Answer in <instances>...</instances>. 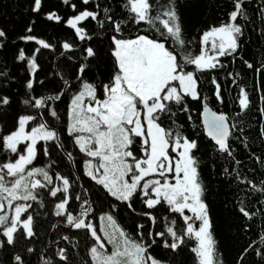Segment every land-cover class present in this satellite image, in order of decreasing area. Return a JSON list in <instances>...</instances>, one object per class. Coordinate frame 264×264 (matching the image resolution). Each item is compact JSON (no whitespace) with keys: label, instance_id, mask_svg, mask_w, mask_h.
<instances>
[{"label":"trees","instance_id":"obj_1","mask_svg":"<svg viewBox=\"0 0 264 264\" xmlns=\"http://www.w3.org/2000/svg\"><path fill=\"white\" fill-rule=\"evenodd\" d=\"M152 2L157 8L167 4V0ZM126 3L127 0H90L85 5L82 0H69L68 4L63 0H41V10L34 12V0H0V30L5 32V37L0 38V73L4 74L0 75V98L10 100L8 105L0 104V163L10 162L14 157L3 148L2 137L17 129L20 116L33 115L37 119L32 122L47 123L51 130L59 133V143L66 155L72 154L75 167L73 169L66 164V155L61 159L62 155L53 148L55 142L46 144L47 156L41 149L42 143L38 142V154L33 163L43 166L53 176V184L49 188H62V182L55 179L56 173L68 179L70 173L69 191L51 197L47 189L39 190L38 200L31 201V208L24 214L26 217L32 212L35 236L25 238L20 232L16 234V242L8 245L6 237L0 234V243H3V247H0V264H16V255L21 256L23 264H44L45 260H50L51 264H93L90 248L94 246V239L90 232L73 229V226L67 225L65 217L55 215V205L65 195L69 197L68 211L73 215L80 214L82 204L84 208H90L85 222L90 221L96 231L99 230V217L109 212L128 237L143 243L147 249L145 256L150 255L164 264H199V258L192 251L197 245L194 237L185 236L184 243L176 250L164 247L165 241L173 242L167 234V227H174L178 235H182L186 229L180 214L171 212L163 202L148 209L144 203L146 198L139 194L132 198L131 208L128 203L117 201L103 186L86 175L83 156L74 138L67 134L68 105L81 83H92L102 94V85L109 84L118 71L112 55L113 37L130 39L145 35L163 40L148 24L134 23L133 14L125 7ZM73 4L75 10L71 6ZM176 5L181 17L183 38L188 42L186 51L193 55L200 51L201 34L212 26L228 22L229 14L234 10V0H176ZM105 8L109 9L107 13ZM85 9L97 12L98 18L97 21H84L79 25L85 27L86 34L91 37L81 41L66 21ZM155 11L154 8L153 14ZM49 13H56L62 20L49 21L46 19ZM244 13L245 16L236 21L243 29L237 53L220 57L223 67L196 73L202 99L186 98L187 112L180 110L182 106H173L176 115H162L158 121L174 135L179 132L197 143L192 154L198 161L200 182L204 187L203 200L208 208L211 231L216 241V256L221 264H264V257L256 254L257 249L264 253V240L261 239L264 237V134L261 131L264 129V115L260 111L264 108V0H245ZM109 16L111 21L121 24L119 33L107 19ZM100 21H103V26ZM29 27L32 28L31 32L27 31ZM28 35L51 45L36 53L38 70L35 74L28 68L27 60H18L21 49L26 57H31L34 50L40 47L34 41L21 39ZM65 42L72 45L71 50L63 48ZM163 42L166 47L180 51L171 38ZM88 47L94 50L93 57H87ZM245 61L253 67H247ZM82 65L85 72L80 77L79 68ZM185 71H195L194 66L186 65ZM213 77L221 86L222 103L214 94ZM29 79L34 82L33 90L26 88ZM240 88L247 91L251 102L243 112L238 103ZM57 95H60V99L48 101L50 107L47 110L35 109L23 103L25 99L33 97ZM204 104L218 114H226L229 124L235 125L228 140L231 155L221 152L215 141L206 136L201 121ZM53 108L58 112L59 120L50 117ZM55 154L60 162H54ZM75 174L82 184L77 189ZM77 195L81 197L79 201L75 199ZM84 201L87 203L84 204ZM240 207L253 214L252 218L243 216ZM145 213H151L155 222ZM172 220L176 221L175 225L171 224ZM138 225L144 227L139 228ZM159 232L165 235L159 237L156 235ZM29 248L33 251L28 252ZM60 249L65 250L67 261L59 259L57 253Z\"/></svg>","mask_w":264,"mask_h":264},{"label":"snow or ice","instance_id":"obj_2","mask_svg":"<svg viewBox=\"0 0 264 264\" xmlns=\"http://www.w3.org/2000/svg\"><path fill=\"white\" fill-rule=\"evenodd\" d=\"M82 2L88 5L90 0H82ZM63 3L68 4L69 0H63ZM244 3L245 0H234V10L229 14L228 22L204 31L200 38V51L193 55L186 51L188 42L183 38L176 0H167V4L159 8L152 0H127L125 7L133 14L134 23L148 24L163 40L171 38L180 51L166 47L163 40L152 39L145 35H138L134 39L113 37L112 55L116 60L118 71L109 84L102 85L103 98L98 95L97 86L82 82L81 90L72 97L68 110L67 134L74 138L79 151L91 158L85 161L86 175L103 186L117 201L128 203L129 208L132 198L139 194L146 198L144 203L148 209H153L163 202L169 206L171 212L180 214L186 229L182 235H178L174 227H167V234L173 242L165 241L164 247L176 250L184 243L185 236L194 237L197 245L192 251L199 258V264H221V262L216 256V241L211 231L208 208L203 200L204 187L200 182L198 161L192 154L197 148V143L190 141L179 132L174 135L158 121L162 115L175 116L173 106H182L180 110L187 112L186 98L201 100L199 78L196 73L223 67L219 58L237 53L243 29L236 21L245 16ZM71 6L75 10L76 6L74 4ZM154 8L155 14H153ZM40 10L41 0H34L33 11ZM104 11L107 13L109 9L105 8ZM97 18V12L85 9L69 18L66 23L75 30L76 36L84 41L91 37L86 34L85 27L79 25L84 21H97ZM46 19L60 22L62 17L56 13H49ZM107 19L111 21L110 16ZM111 22L115 31L119 33L121 24ZM99 23L103 26V21ZM27 31L31 32L32 28L29 27ZM2 37H5V32L0 30V38ZM21 39L25 42L34 41L40 46L34 50L31 57H26L23 49L18 54V60H27L28 68L35 74L38 70L36 53L42 48H50L51 45L31 35ZM63 48L71 50L72 45L65 42ZM86 53L87 57L95 55L91 47L86 49ZM245 63L247 67H253L251 63L247 61ZM186 65L194 66L195 71H185ZM84 72L85 66L82 65L79 68V76L82 77ZM0 75L4 74L0 73ZM212 83L215 85L214 94L222 103L221 86L215 77ZM26 88L34 89L32 79H29ZM59 99L60 95L33 97L25 99L23 103L35 109L47 110L50 107L48 101ZM9 103V98H0V104ZM238 103L241 112L250 106V98L244 88H240ZM260 111L264 115V108ZM203 112L207 134L215 141L221 152L231 155L228 140L235 125L229 124L226 114H217L206 104ZM49 115L55 120L60 119L54 108ZM36 119L37 117L33 115L20 116L17 129L2 137L3 148L17 156L15 161L0 163V213H4L0 215V234L6 237L8 245L16 242L17 233L22 232L25 238L35 236L33 216L28 214L25 219H21L22 214L31 208V204L14 202L37 201L41 189H47L51 197H57L61 192L67 194L70 187L69 179L56 173L55 179L62 182V188H49V185L53 184V176L48 170L42 167L28 168L37 158L39 141H44L46 144L55 142L57 147H62L59 143V133L51 130L47 123H39L27 130V126ZM261 131L264 134V129ZM137 138L142 152L139 158L132 151ZM21 144H24L23 151L18 147ZM43 152L47 156L48 148L44 147ZM68 156L70 158L71 153H68ZM93 161L96 163L93 164ZM37 176L43 177V182L41 179H36ZM75 199L79 201L81 197L77 195ZM86 203L87 201H84V204ZM68 205L69 197L65 195L55 205V215L65 217L67 225L75 229H86L90 232L96 242L90 248L93 264H161L152 256H145L147 249L143 243L128 237L111 215L101 217L102 220L108 221L107 228H102L101 231L104 232L107 242L113 245V251L110 254L101 251L106 247L104 240L97 234L90 221L85 222L90 208H84L82 204L83 210L76 216L68 211ZM41 206H43L42 202ZM6 209H12L13 214L9 216ZM185 210L192 215H186ZM239 211L246 218H252L253 214H250L245 207H240ZM145 215L155 222L151 213ZM195 221L200 222L198 227H194ZM171 224L175 225L176 221L172 220ZM138 227L144 226L138 225ZM109 228L111 232L108 231ZM151 235L150 232L149 236ZM156 235L163 237L165 233L159 232ZM261 239L264 240V237ZM0 247H3V243H0ZM32 251V248L28 249V252ZM256 254L264 257V253L259 249ZM57 255L62 261L68 260L64 249H60ZM14 259L16 264H23L21 256L16 255ZM44 264H51V261L45 260Z\"/></svg>","mask_w":264,"mask_h":264},{"label":"rangeland","instance_id":"obj_3","mask_svg":"<svg viewBox=\"0 0 264 264\" xmlns=\"http://www.w3.org/2000/svg\"><path fill=\"white\" fill-rule=\"evenodd\" d=\"M137 37V36H136ZM136 37H134V38H136ZM134 38H130V39H134ZM117 39H119V38H117ZM84 82H86V81H84ZM89 83V82H88ZM81 85H82V83H81ZM81 85H80V88H79V90H81ZM78 90V91H79ZM77 91V92H78ZM77 92L76 93H74L73 94V96L75 95V94H77ZM98 95L100 96V98L102 99L103 98V93L102 94H99L98 93ZM72 96V97H73ZM72 97H71V99H72ZM71 99H70V102H71ZM70 102H69V105H68V110H69V107H70ZM40 123V121H35V122H31L28 126H27V130H30V128L32 127V126H36V125H38ZM68 123H69V119H68ZM67 126H68V124H67ZM39 142H44V141H39ZM19 148H20V150L21 151H23L24 150V144H21V145H19L18 146ZM78 147V146H77ZM79 149V148H78ZM132 151L134 152V154L139 158V157H141L142 156V152L140 151V144H139V138H137V143L136 144H134L133 145V147H132ZM82 154V156H83V159H82V162L84 163V166H85V161L86 160H89V159H91L90 157H87L84 153H81ZM173 155H175L174 153H173ZM15 159H17V156L14 154V157H13V159L11 160V161H15ZM34 162V161H33ZM96 163V161H93V164H95ZM34 167H42L43 168V166H39V165H37V164H32V165H29L28 166V168L29 169H31V168H34ZM36 179H43V177H40V176H37V177H35ZM148 178H158V177H148ZM8 179H11V178H8ZM174 182V181H173ZM14 203H22V204H24V201H17V202H14ZM6 211H7V214L9 215V216H11L12 214H13V210L12 209H6ZM186 211V215H192L190 212H188L187 210H185ZM2 214H4V213H0V215H2ZM107 215H111L109 212H105V213H103V215H101L100 217H99V230L97 231V234L98 235H100L101 236V238L104 240V242H105V249L104 250H101V251H106L108 254H110L112 251H113V245L112 244H110V243H108L107 242V239L105 238V234H104V232H102L101 231V229L102 228H107V225H108V221L106 220V219H104V220H102L101 219V217H106ZM112 216V215H111ZM113 217V216H112ZM26 217H24L23 216V219H25ZM114 219V218H113ZM199 224H200V222L199 221H197V223H194V227H198L199 226ZM118 226H119V228L121 229V230H123L122 229V227L119 225V224H117ZM108 231L109 232H111L112 230L109 228L108 229ZM95 240H94V245H95ZM161 264H164V263H161Z\"/></svg>","mask_w":264,"mask_h":264},{"label":"flooded vegetation","instance_id":"obj_4","mask_svg":"<svg viewBox=\"0 0 264 264\" xmlns=\"http://www.w3.org/2000/svg\"><path fill=\"white\" fill-rule=\"evenodd\" d=\"M42 143V142H41ZM42 151H43V149H44V147H46L47 145H48V143H47V145H46V143L45 142H43L42 144ZM53 148L55 149H57L56 151L57 152H59L61 155H62V157H61V159H63L64 157H65V155H66V153H64L65 151H64V149H63V147H57L56 145H54L53 146ZM55 151V152H56ZM72 155V154H71ZM66 157L67 158H65V161H66V164L68 165V166H70V167H72L73 169H75V167H74V159L72 158V156L69 158V156L68 155H66ZM54 162H58L59 160V158L57 157V155L55 154L54 155ZM60 162V161H59ZM68 162V163H67ZM83 163V162H82ZM84 164V163H83ZM69 175H70V178H69V181H70V184H71V179H72V177H71V174L69 173ZM75 175H77V174H75ZM78 178V175H77V178H75V180H76V187H75V189H77V188H80L81 186H82V184H81V179H79ZM80 186V187H79ZM30 202L31 201H24V204H30ZM30 209V208H29ZM28 209V210H29ZM81 210H83V209H81ZM30 213H32V212H29V214ZM25 214V213H24ZM24 214H22V216H21V219L23 218V216H24ZM73 229H75L74 227H73ZM76 230H78V229H76Z\"/></svg>","mask_w":264,"mask_h":264},{"label":"water","instance_id":"obj_5","mask_svg":"<svg viewBox=\"0 0 264 264\" xmlns=\"http://www.w3.org/2000/svg\"><path fill=\"white\" fill-rule=\"evenodd\" d=\"M205 105V104H204ZM204 105L202 107V111H201V121H202V124H203V127H204V132L206 134V136L209 138V139H212L208 134H207V130L204 126V112H203V108H204ZM208 106V105H207ZM209 107V106H208ZM210 108V107H209ZM211 109V108H210ZM212 111H214L213 109H211ZM215 112V111H214ZM218 114V113H217ZM213 140V139H212Z\"/></svg>","mask_w":264,"mask_h":264}]
</instances>
